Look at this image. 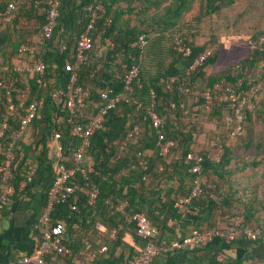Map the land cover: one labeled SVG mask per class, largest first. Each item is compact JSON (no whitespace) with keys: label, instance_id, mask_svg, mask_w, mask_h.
I'll use <instances>...</instances> for the list:
<instances>
[{"label":"trees","instance_id":"16d2710c","mask_svg":"<svg viewBox=\"0 0 264 264\" xmlns=\"http://www.w3.org/2000/svg\"><path fill=\"white\" fill-rule=\"evenodd\" d=\"M9 1L0 0V18L9 19L5 30L18 34V41L27 46H35L28 37L41 36L38 57L46 68L40 85L35 82L32 71L25 87L17 84L29 89L23 100H18L12 89V80L20 75L10 66L5 72L0 71V126L6 119V129L0 137V164L5 162L9 148L14 158L9 163L7 180L15 189L7 205L0 209V220L3 210L13 201L30 197L34 203L28 224L34 244L42 239L39 217L55 179L54 162L47 146L48 132L59 134L60 163L72 167L71 149L77 148L81 139L71 136V129L89 123L103 105L102 91L110 88L116 93L123 91V79L139 54L132 44L139 36H148L139 67L140 88L134 84L133 95L107 112L102 127L89 138L84 152V160L91 161L93 168L90 181L98 189L95 203L91 205L87 197L78 195L76 210L70 208L75 196L54 205L50 226L64 228L60 243L67 253L47 254L44 264H130L142 243L131 220L138 212L144 213L158 229L156 241L164 234L170 236L166 242L177 238L178 230L170 224L175 221L180 225L181 216L175 201L178 195L190 192L193 175L188 172L185 157L195 151L205 157L201 168L203 192L197 202L200 210L193 219L198 222L196 228L219 229L238 216L242 218L243 227L251 225L259 229L260 238L256 242L238 239L231 243L246 250L260 242L264 237V43L253 48L252 42L264 39V31L251 37L250 49L239 59L233 52L236 44L243 41L240 36H222L220 41L211 32L209 35L205 32L206 24L212 22L214 16L244 0H101L105 12L95 24L91 38L94 44L99 43L98 50L102 52L97 54V48L93 49L87 63L78 71L77 83L88 89L89 96L82 106L76 107L69 120L64 119L59 124L52 121V113L56 112L54 119L61 111L67 115L64 94L74 68L75 45L88 23L87 7L93 0H60L59 16L48 40L42 35L47 0H21L14 10L7 11ZM70 31H74L75 36L61 53L57 41L65 39ZM176 37L190 48L189 56L174 48ZM50 49L54 52L50 53ZM206 51H211V55L187 75V68ZM222 54L232 56L222 58ZM207 68H210L209 73ZM171 77L177 79L168 89L166 84ZM6 78L12 84L7 85ZM226 87L241 97L248 95L245 104L240 107L239 100L229 99L225 103L213 102L208 110L193 109L205 101L204 91L224 93ZM54 88L63 93L58 105L50 94ZM195 90L199 91L198 95ZM7 91L11 93L14 106L11 116L5 114ZM33 99L43 100L41 111L46 122L35 165L31 166L28 151L19 148V135L24 130L21 120ZM152 103L163 118L166 138L175 142L171 154L165 158L157 154L156 136L146 112ZM239 107L244 118V134L230 140L234 110ZM35 119L27 127L35 126ZM214 140L219 142L213 148L210 143ZM219 148L221 158L216 163L209 156ZM247 152L254 153L249 162L243 158ZM232 161L241 167L230 168ZM30 167L34 169V176L19 189ZM255 170L258 173L252 172ZM76 177L81 183V177ZM122 203L126 205L121 207ZM125 234L129 235L132 245L123 241ZM134 244H139V248ZM210 244L162 255L150 264H174L177 256L197 253ZM102 247H106V251L100 252ZM211 264H219L216 256Z\"/></svg>","mask_w":264,"mask_h":264},{"label":"built area","instance_id":"2783aa9c","mask_svg":"<svg viewBox=\"0 0 264 264\" xmlns=\"http://www.w3.org/2000/svg\"><path fill=\"white\" fill-rule=\"evenodd\" d=\"M48 12L47 19L42 26L43 38L48 40L52 37L54 24L59 16V9L61 7L60 0H47ZM14 3L8 5V11L13 10ZM105 8L101 0H93L87 7L88 23L84 30L79 34L75 45V61L73 72L67 83L65 90V109L69 116L74 113V110L78 106H82L89 96L87 88L82 87L77 83L78 71L83 65H85L89 59L90 53L94 49V41L91 38L92 31L95 28V24L104 14ZM148 36L141 35L138 37L132 47L135 48L139 54L137 58H134L135 65L125 75L123 79V91L114 92L113 89H108L100 93V99L103 105L98 109L97 113L91 118L89 123L85 126L76 125L71 131L70 135L81 139V144L77 148L71 149V157L73 160V166L67 167L60 163L61 159V146L58 145L57 153L59 157L54 161L55 179L50 188L47 204L44 211L39 217V223L43 229L42 239L38 244H34L29 253L23 254L11 262L3 264H44L45 256L51 253H67V249L64 248L60 241L65 230L61 226L51 227V213L55 204L59 202H67L72 196H75L73 203L70 204V208L76 210V198L78 195L85 196L88 199V203L93 205L98 196V189L92 181H90L89 174L93 172L92 167H86L84 163V152L89 145V138L93 133L102 127L104 117L109 110L114 109L121 101H127L134 93L133 85L136 84L138 88L139 67L141 65L142 50L147 44ZM264 43V39L260 38L258 41L252 43L253 48H257ZM174 48L178 53L189 56L190 48L182 44V40L179 37L175 38ZM18 52L27 53L33 57L32 72L35 75V82L37 84L42 83L44 71L46 68L45 63L41 58L37 57L36 48L34 46L20 45ZM211 55V51H206L199 54L190 67L187 68L186 74L190 75L198 66H200L205 59ZM176 77H171L166 84L169 89L170 84L176 81ZM199 91L195 90V95H198ZM204 102L201 105L194 106L193 109L198 107L208 110L213 102H227L229 99L233 101H240V107L247 101L248 95L241 97L240 94H236L234 90L229 87L225 88L224 93L214 91L211 93L206 90L202 93ZM7 109L5 111L6 116L13 114L14 106L12 104V98L10 91L6 92ZM172 108L174 105H171ZM240 107L234 110V125L229 132V139L234 140L244 134L243 128V116L240 111ZM43 108L42 99H33L27 107V113L21 120V129H25L36 117V115ZM147 116L154 130L156 140L155 149L158 156L165 158L171 154L172 149L175 146V142L172 139H168L165 136L164 122L157 112L154 110V103L146 109ZM6 129V119L0 126V137ZM53 138L59 141V134L54 133ZM218 140H214L210 143L211 147H217ZM221 148L217 153L209 156V159L218 163L220 161ZM14 155L8 148L5 156V162L0 164V209L5 207L9 202L12 195L15 193V189L8 183V171L9 163L13 160ZM205 162L204 155L195 152L187 153L185 157V163L188 165V172L193 175L191 182V189L187 195H178L175 201V207L177 208L181 218L180 221L190 220L192 221L199 213V206L197 204L198 198L202 194L203 177L201 175V168ZM77 175L81 177V183L77 179ZM34 176V169L30 167L27 171L26 180L22 181L19 185V189H23L27 183H29ZM79 182V183H78ZM126 204L122 203L121 207ZM131 220L135 226L136 235L142 241L138 254L133 258L130 264H150L156 258L167 255L169 253L177 251H185L192 247H203L215 240H221L226 243L234 242L238 239L247 240L250 242H256L260 238V231L254 226L243 227L241 225V217H233L224 223L219 229L213 230H200L193 228L188 235H178L177 238L172 241H156L159 236L158 229L154 226L148 217L142 213H135ZM176 224L175 221H173ZM99 228V226H98ZM106 251V247H102L100 252ZM1 264V263H0Z\"/></svg>","mask_w":264,"mask_h":264},{"label":"crops","instance_id":"0c3cea01","mask_svg":"<svg viewBox=\"0 0 264 264\" xmlns=\"http://www.w3.org/2000/svg\"><path fill=\"white\" fill-rule=\"evenodd\" d=\"M21 0H11L7 4V11L8 5L10 3L16 4L20 3ZM15 9V7H14ZM13 9V10H14ZM9 19L0 18V71L6 70V67L10 66L13 68L20 77L17 80L13 81V90L16 93V98L19 100L25 99L26 95L28 94L27 88H24L27 85V78L28 75H31L32 71V61L33 57L27 56L25 54H18V48L21 44L18 41V34L12 33L10 34L9 30L6 29L5 22ZM75 36L74 31L68 32V35L65 39L58 40V48L61 53H63L64 49H66L69 41L73 39L72 37ZM28 39L35 42V48L38 55L41 54V36L33 35V38ZM99 43L96 41L94 44V49L97 48V54H101V50H98ZM50 53L54 52V49L49 50ZM232 56L230 54H227ZM224 62L222 63V65ZM206 71L209 73L210 68H207ZM5 72V71H4ZM7 79V78H6ZM7 85L10 82L9 79L6 80ZM22 83L24 87H18L17 84ZM24 88V89H23ZM54 102L56 105L62 102L63 100V93L61 90L56 88L52 89L50 92ZM52 109V107H49ZM40 113L37 114L35 119V126L30 125L26 127L20 133V147L22 151H28V160L30 161V165H35L34 159L36 157L37 151L40 149L41 146V135L43 134V129L45 126V117ZM56 113V112H55ZM54 113V114H55ZM52 113V121L56 123H61L64 119H67L68 116L64 115L61 111L60 115L55 117ZM36 128V129H35ZM48 142V151L49 157L54 162L58 157L59 154L57 153V148L59 145V141H56L53 138V134L48 132L47 134ZM86 167H92L91 161L84 160ZM33 201L30 197H24L22 200L13 201L9 206H7L3 210V217L0 220V263L11 262L16 258L20 257L21 255L29 252L33 245H34V236L32 230L28 224L29 218L31 216L32 210L31 207L33 206ZM202 222V220H198ZM197 223V224H196ZM174 225V227L178 230V235H188L193 228H196L198 222L192 220L180 221V225L174 224L172 222L170 225ZM102 229V228H101ZM162 241H167L170 239L168 234L161 235ZM123 241L132 245L131 239L129 235L125 234L123 237ZM258 244H253L248 247L246 250L239 246L238 244L233 243H226L221 240H215L205 249H198V252L191 253L187 256H177L175 259L174 264H211L213 262V258L216 256L218 259L219 264H264V237L259 240ZM135 248H139V244H134Z\"/></svg>","mask_w":264,"mask_h":264},{"label":"rangeland","instance_id":"374dc122","mask_svg":"<svg viewBox=\"0 0 264 264\" xmlns=\"http://www.w3.org/2000/svg\"><path fill=\"white\" fill-rule=\"evenodd\" d=\"M260 31H264V0H244L236 3L222 11L219 16H214L212 22L206 24L205 28L207 35L211 32L218 37V40L222 36H240L243 41L240 44H236L237 48L233 52L234 56L236 55V59L247 53L250 49L251 37ZM225 47L229 48L227 45ZM227 56V54L221 55L222 58ZM246 154L243 158H247L246 160L249 162V157L254 153L247 152ZM236 163V161H232L230 168L233 169ZM236 167H241V164L236 165ZM252 172L258 173L257 170Z\"/></svg>","mask_w":264,"mask_h":264}]
</instances>
